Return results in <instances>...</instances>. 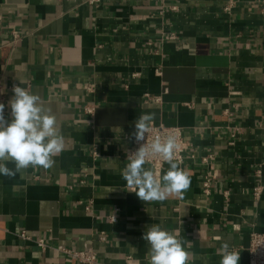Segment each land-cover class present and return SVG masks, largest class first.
<instances>
[{"label":"crops","instance_id":"0c3cea01","mask_svg":"<svg viewBox=\"0 0 264 264\" xmlns=\"http://www.w3.org/2000/svg\"><path fill=\"white\" fill-rule=\"evenodd\" d=\"M262 4L0 0L5 116L13 86L25 87L52 108L66 144L52 168L0 175V264H84L61 248L93 251L102 264H150L142 237L153 224L183 242L189 264H219L224 242L248 264L249 234L264 232ZM146 113L189 143L178 165L191 180L183 198L143 202L122 179Z\"/></svg>","mask_w":264,"mask_h":264},{"label":"clouds","instance_id":"9594fccd","mask_svg":"<svg viewBox=\"0 0 264 264\" xmlns=\"http://www.w3.org/2000/svg\"><path fill=\"white\" fill-rule=\"evenodd\" d=\"M12 91L14 96L8 102L11 120L6 118V106L0 102V175L10 179L29 167L52 168L54 157L66 148L52 108L25 87L14 85ZM154 119L155 113H146L135 120L130 139L140 147L128 155L122 179L128 191L143 202H163L172 196L183 198L191 180L176 162L177 137L157 135L149 141ZM157 157L169 166L162 176L154 168L145 167ZM6 162L13 163L14 168ZM142 238L150 245V264H189L191 253L183 242L159 224L148 227ZM240 252L232 250L228 242L222 243L217 253L221 257L219 264H238Z\"/></svg>","mask_w":264,"mask_h":264},{"label":"built area","instance_id":"2783aa9c","mask_svg":"<svg viewBox=\"0 0 264 264\" xmlns=\"http://www.w3.org/2000/svg\"><path fill=\"white\" fill-rule=\"evenodd\" d=\"M90 2L98 3L100 2V0H90ZM261 10L264 11V4H262ZM19 38H20L19 32L12 31L9 42L13 44ZM146 97H148L147 94H146ZM4 101L5 99L3 95L0 94V102L4 103ZM87 112L92 113V108L87 109ZM168 134H173L177 137L178 148L176 150V162L178 163V165H181L183 162L184 156H185V152L188 149L189 143L184 138L182 129L179 126H165L163 124H154L152 122V131L149 134L148 139L149 141H151V139L154 136L158 135V136L164 137ZM139 147H140V144H137L133 140L132 145L125 150V155H124L125 159H127L128 155L135 152ZM92 155L94 157H97L99 154L96 151H93ZM164 164L166 163L157 157V158H153L147 166L154 168L156 172L160 175ZM212 179H213V176L203 177L202 191L205 194L209 193L210 184H211ZM256 194H258V191H256ZM114 217L115 216H110L109 220L114 221ZM18 236L23 239H31V236H29L23 230L18 233ZM99 238L100 240H103L104 236H100ZM38 243H41V241L39 240ZM247 250H248V264H264V232H256V231L250 232L249 244H248ZM60 251H62L63 253H66L70 257L84 264H102L97 260L96 254L93 251H75V250L64 249V248H61ZM124 264H136V262L130 256H128Z\"/></svg>","mask_w":264,"mask_h":264}]
</instances>
